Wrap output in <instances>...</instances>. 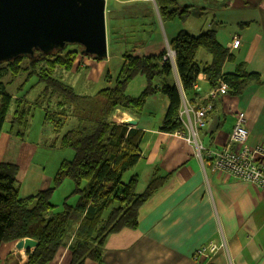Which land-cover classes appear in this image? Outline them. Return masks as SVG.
Returning a JSON list of instances; mask_svg holds the SVG:
<instances>
[{
	"label": "crops",
	"instance_id": "crops-1",
	"mask_svg": "<svg viewBox=\"0 0 264 264\" xmlns=\"http://www.w3.org/2000/svg\"><path fill=\"white\" fill-rule=\"evenodd\" d=\"M176 1L179 6L188 5L190 10L192 6L194 7L193 1L197 0ZM209 1V4L203 3L202 6H198L209 13L212 12L213 17L201 33L213 30L225 48L229 47L233 37L240 41L236 49L230 50L231 55L225 61L222 71H232L243 64L247 72L257 73L261 81L248 83L239 94L226 91L217 93L212 99L213 105L207 114L205 127L198 130V139L205 148L201 152V157L196 155L192 143L178 137L174 131H160L168 105L166 97L160 93L149 96L141 111L129 109L120 112L119 115L134 119L136 123L125 124L122 122V116L117 123L144 131L140 142V157L132 169L136 170L135 168L140 166L139 175L143 169V173L147 172L149 178L155 172L159 177L167 178L138 207L136 228H123L109 234L102 249L101 261L86 260L83 264H264V192L250 182L235 179L222 172L210 171L208 168L210 157L206 153L207 149L216 151L227 145L238 111H243L247 119V142L251 145H264V0ZM141 3H147L148 10L142 8ZM119 7L134 9L132 14H135L136 18L148 17V25H152L146 30L136 29L138 38L133 40L135 51L132 53L133 56L158 54L180 29L188 33L185 20L181 22L183 28L178 26L171 30L170 38H167L166 34L161 37L156 30V22L160 21L157 20L159 13L155 0H105V16L106 12H109L106 10L114 11ZM150 19H153V22ZM214 22L216 26H213ZM105 27L108 47L111 39L109 40L106 20ZM127 40L123 38L114 43H126ZM200 54L199 65L208 64L211 60L210 54ZM79 58L78 56L75 62H85L88 68L93 66L91 64L93 58L84 56L80 61ZM1 68L0 66L1 73H8L10 76L8 83H12L14 77L9 70ZM77 69L79 68H72L70 72L75 71V74L69 75L75 80L81 77L77 75L81 73ZM91 72L94 71L88 73L87 79L91 78ZM139 78L141 79L138 85L143 89L145 80L143 77ZM90 80H94L93 77ZM171 81L180 87L175 69ZM84 82L88 81L85 79ZM72 84H75V81ZM194 89L199 93V99H194L190 104V96L181 94L180 112L184 106L191 108L203 100L208 101L212 88L204 74H198ZM18 93L15 96L11 95L12 100L19 98L21 92ZM112 114L107 116V120L110 117L116 119L115 114ZM179 117L181 120L186 118L183 114L181 116L179 114ZM10 118L7 119L5 116L6 125L4 123L0 133V163H12L17 166L19 195L26 197L51 187L52 175L58 164L47 170L43 162L33 163L37 145L33 141H28L29 136L25 138V135L12 139V132L8 134L6 131L7 127L10 128ZM77 119L76 115L73 126ZM47 124L43 122L39 132L41 135H38L36 141L47 138L44 144H49L54 136L49 146L51 147L56 145L57 139L67 130L62 134L59 132L52 135L53 128ZM28 126L29 124L26 129ZM181 130L187 131L184 126ZM133 175L138 176L137 173ZM210 241L222 243L223 246L204 263L197 262L193 258L195 251ZM17 259L24 262L25 251H18L14 244H4L1 247L0 264L6 261L15 264ZM69 262L68 249L61 248L49 264Z\"/></svg>",
	"mask_w": 264,
	"mask_h": 264
},
{
	"label": "trees",
	"instance_id": "trees-1",
	"mask_svg": "<svg viewBox=\"0 0 264 264\" xmlns=\"http://www.w3.org/2000/svg\"><path fill=\"white\" fill-rule=\"evenodd\" d=\"M155 2L162 21L177 19L184 22L189 15V6H179L176 0ZM168 43L174 51V68L180 87L171 81L173 66L169 61L162 60L164 51L150 56L124 53L113 87L102 88L94 97L85 98L91 106L101 100L98 103L100 116H90L85 100L79 109L77 123L61 135L60 147L72 149L73 156L60 162L52 177L51 187L21 197L17 166L0 163V249L4 244L13 245L19 239L30 238L38 245L25 251L26 259L22 264H49L64 247L70 253L69 264H83L86 260L101 261L107 236L123 228H136L138 207L167 178L153 173L141 193L136 192L135 175L125 183L121 180L123 173L132 168L140 157L144 131L109 121L107 116L116 108L122 112L129 109L141 111L149 96L160 93L168 101L160 131L173 132L182 129L179 117L181 94L190 96V104L194 99H199V93L194 89L198 74H204L211 88L217 87L220 81L224 82L233 94H239L250 82L261 81L257 73L247 72L243 64L232 71H222L231 54L218 41L213 30L191 35L180 29ZM200 49L210 54L208 64L199 65L196 61ZM77 56L75 50H53L45 55L35 52L32 57L18 56L5 63L12 77L22 73L26 74L27 79L35 76L37 81L45 82L46 90L48 86L55 85L53 69L59 67L70 71ZM24 59H27V63H23ZM137 75L143 76L145 86L137 96L127 95L126 88ZM23 85L20 84L17 91L22 92ZM27 91L14 99V110L9 121L10 131L16 127L15 135L19 137L23 136L19 128H27L32 105L37 102L29 103L25 99ZM44 92L37 98L42 97ZM11 102V95L0 82V133ZM205 102L203 100L192 107L198 108ZM51 117L55 119L53 131L58 134L65 121L64 115L45 113L43 122H49ZM65 179L71 180L73 188L59 204L60 209H57L58 205L51 202V197ZM75 196V202H69V198ZM1 264H9V261Z\"/></svg>",
	"mask_w": 264,
	"mask_h": 264
},
{
	"label": "rangeland",
	"instance_id": "rangeland-1",
	"mask_svg": "<svg viewBox=\"0 0 264 264\" xmlns=\"http://www.w3.org/2000/svg\"><path fill=\"white\" fill-rule=\"evenodd\" d=\"M209 0L206 2L202 0H197L193 1L194 7L192 6L191 9L189 10V15L186 19L187 24L186 28L188 30V33L196 35L200 34L202 31L205 30L207 25L212 21V12H207L204 9H200L198 6H202L203 3L209 4ZM110 4V3H109ZM139 4V3H137ZM140 6L144 8L145 10H148L146 8L147 3H141ZM109 12H106V24H107V30L109 34V44L107 47V57L104 59L100 60H94L91 62L93 66H89V68L84 64L85 62H75L73 63L72 68H79L77 70H80L78 72H81L77 75H80L81 77L76 79L70 77L69 75L75 74L74 72L66 71L63 70L62 68L55 67L53 69L52 77L55 80V85L52 84L48 86V88L45 90V82L44 81H37V78L33 76L32 78H26V74H18L16 77H14V80L12 83H8V80L10 79L9 74L1 73L0 72V82L5 85L7 93L10 95H17L19 94L17 91V88L20 84L24 83L22 92L23 93L26 89H28L27 93L25 94V98L29 103H33L34 101H37L36 104L32 105L31 113L32 116L29 119V126L28 129H22L19 128V131L23 132V136L25 135L29 136L28 141L34 142L36 146V155L34 157V162H43L46 166V169L49 170L51 166H56V164H60V162L64 159L70 160L72 158L71 155H73V151L70 148H62L60 147V137L57 139L58 142L54 146H50L51 142L49 144H44V142L47 140V138H43L40 141H36V138L39 135V132L41 131V127L43 125V120H44V114L45 113H62L64 115L65 121L64 124L61 128V134L71 128L73 126V123L75 122V116L79 115V109H81L84 101L86 100L85 98L87 97H94L95 92L97 90H100V88H112L114 85V79L118 73L119 67L122 63V55L124 53H133L135 52L133 49V40L138 38V33L136 29L142 28L143 30H146L151 28V24L148 25V17H142L141 18H136L135 14H132L134 12V9L126 8V7H119L117 9H114V11H110L109 9L106 10ZM144 12V11H143ZM143 13H141L142 15ZM126 15V17H125ZM149 15V14H145ZM125 17V18H124ZM113 19H115L113 21ZM153 22V19H150ZM160 22L157 23L156 20V26H157V31L163 37L166 34L167 38H170L171 36V30L175 27L182 26L181 22H179L177 19H171V20H166L162 21L160 16L157 18ZM142 24V25H140ZM148 25V26H147ZM213 26H216L215 22L213 23ZM106 29V27H105ZM149 31V30H148ZM113 32H116L113 34ZM116 38V39H115ZM128 39L126 43H114L117 40L119 41L120 39ZM169 42V40H168ZM166 42V47L164 48V55L169 52L171 47L169 46V43ZM79 46L74 45V44H69L66 46L65 51H77L79 61L83 59L82 55L79 53ZM173 51V50H172ZM174 53V51H173ZM200 53H207L205 50L200 49L199 54L196 55V61L199 63L201 54ZM156 55V54H153ZM77 56V57H78ZM76 60V59H75ZM23 63H27V59L23 60ZM78 63L80 66L78 67ZM3 65V66H2ZM3 70H8L6 63H2L0 65ZM71 68V69H72ZM83 68V69H82ZM94 71L93 73L91 72L90 77L94 80H90L91 78L87 79V76H89L90 71ZM77 72V73H78ZM85 77L86 81L84 82L85 79H82V77ZM78 77V76H76ZM139 77H143L142 75H137L127 86L126 88V94L130 96H137L140 91L142 90L141 87L138 85ZM75 81V84H72V82ZM42 91L44 92V95L42 97L37 98ZM75 97V98H74ZM37 98V99H36ZM90 102L89 100H86V105H87V111L90 113V116L92 117H98L100 116V105L97 103H101V100L99 99L97 103H95V106L88 105ZM213 104V103H212ZM14 99L12 100L9 109L7 111V119L11 117V114L14 110ZM117 111V112H116ZM120 112L122 110L120 108H116L113 110L112 113L115 114L116 119L114 117H110V121H113L117 123L119 121V117L122 115ZM75 114V115H74ZM83 113H81L82 115ZM113 115V114H112ZM119 115V116H118ZM55 119L51 117L49 122H47V126L51 127L54 124ZM6 125V123H5ZM52 130V128H51ZM6 131L8 134L12 132V139L16 138L15 131L16 127L13 128L12 131H10V128H6ZM54 132L52 131V135ZM41 135V134H40ZM39 135V136H40ZM56 135V134H54ZM179 137V136H178ZM182 138V137H180ZM183 139V138H182ZM200 141V140H199ZM201 143V142H200ZM44 144V145H43ZM202 145V144H201ZM203 146V145H202ZM204 147V146H203ZM53 148V149H50ZM8 158V157H7ZM57 166V168H58ZM56 168V170H57ZM136 170H133L132 168L128 169L125 171L122 175L121 180L125 183L128 181L131 175L133 173H137V179H138V184L136 185V192L140 193L142 192L148 183V173L144 172L142 169L141 175H139L140 171V166L135 168ZM56 172V171H55ZM54 175V174H53ZM52 175V177H53ZM148 176V177H147ZM72 182L69 179H65L61 183L58 189L55 190L54 194H52L51 197V202L53 204L58 205L57 209H60L59 204L62 202L63 198L67 196L71 190H72ZM75 197H70L69 202L74 203L75 202ZM67 248V247H64ZM15 264H22L21 259H17Z\"/></svg>",
	"mask_w": 264,
	"mask_h": 264
},
{
	"label": "water",
	"instance_id": "water-1",
	"mask_svg": "<svg viewBox=\"0 0 264 264\" xmlns=\"http://www.w3.org/2000/svg\"><path fill=\"white\" fill-rule=\"evenodd\" d=\"M69 44L79 46L82 56L107 57L105 0H0V64L64 50ZM37 245L30 238L14 243L18 251Z\"/></svg>",
	"mask_w": 264,
	"mask_h": 264
},
{
	"label": "built area",
	"instance_id": "built-area-1",
	"mask_svg": "<svg viewBox=\"0 0 264 264\" xmlns=\"http://www.w3.org/2000/svg\"><path fill=\"white\" fill-rule=\"evenodd\" d=\"M239 42L237 37H233L227 48L228 53H230V50L236 49ZM162 60L169 61L174 69V53L172 50L165 55L163 54ZM226 91H228L227 85L220 81L217 87L210 90L208 101L203 105L198 108L184 106L183 110L179 111L180 116L183 114L186 117L181 122L187 131L175 130L174 132L185 141L192 143L195 147L196 155L199 157H201V152L205 148L198 139V130L205 127L207 114L212 109V99L216 97L217 93ZM247 139V119L243 111H238L235 115L227 145L216 151L206 150L207 155L210 157L208 168L212 172H222L235 179L250 182L264 192V145H251L247 142ZM222 246V243L217 244L214 241H210L198 248L193 258L199 263H204Z\"/></svg>",
	"mask_w": 264,
	"mask_h": 264
},
{
	"label": "bare ground",
	"instance_id": "bare-ground-1",
	"mask_svg": "<svg viewBox=\"0 0 264 264\" xmlns=\"http://www.w3.org/2000/svg\"><path fill=\"white\" fill-rule=\"evenodd\" d=\"M122 119H123V120H127V118H125V116H124V117L122 116Z\"/></svg>",
	"mask_w": 264,
	"mask_h": 264
},
{
	"label": "clouds",
	"instance_id": "clouds-1",
	"mask_svg": "<svg viewBox=\"0 0 264 264\" xmlns=\"http://www.w3.org/2000/svg\"><path fill=\"white\" fill-rule=\"evenodd\" d=\"M175 69V68H174Z\"/></svg>",
	"mask_w": 264,
	"mask_h": 264
}]
</instances>
